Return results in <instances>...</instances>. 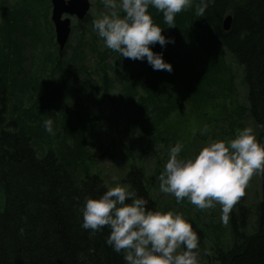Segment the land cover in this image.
<instances>
[{
  "label": "trees",
  "instance_id": "16d2710c",
  "mask_svg": "<svg viewBox=\"0 0 264 264\" xmlns=\"http://www.w3.org/2000/svg\"><path fill=\"white\" fill-rule=\"evenodd\" d=\"M21 1H26L24 10L37 2ZM17 3L0 0V7ZM197 7V0H193L190 8L176 15L173 27L164 22L162 13L152 7L148 9L153 22L162 28L161 34L174 43L163 48L158 43L150 45L153 52L162 53L163 59L172 65L171 73L154 71L149 64L137 71L134 78L130 76L135 74L132 69L125 72L123 83L136 80L150 92L146 98H140L144 136L153 135L175 145V134L169 136L165 121L178 111L181 116L191 117V123L195 117L196 123L214 128L227 140L231 137L227 130L242 128L243 120L244 124L254 123L258 141H264V130L257 127L264 125V0H215L203 17L196 14ZM24 10L12 9L10 15L16 39L27 41L32 36L28 21L36 12L28 11L24 16L27 12ZM43 17L46 20V15ZM226 17L231 18L228 30L223 28ZM4 29L6 34L13 35L12 29ZM51 32L50 27L47 66L20 63L15 55L7 57L0 48V264H125L122 253L105 245L107 229L91 235L81 228L79 211L85 197L99 198L106 191L99 174L92 172L95 159L88 149L99 120L85 107L93 100L92 96L109 94L106 79L109 68L105 61L108 53L91 51L98 62L97 73L105 77L103 81H95L83 50L75 48L65 56L69 46L59 52ZM83 36L81 31L77 42ZM17 47L16 44V50ZM120 62L114 58L111 64ZM185 64L188 67L183 70ZM41 71L49 74L41 75ZM122 74L116 71L118 77ZM176 75H182L186 81L181 88L175 83L178 80L172 78ZM219 84L225 87L229 84L232 89L239 84L243 87L246 106L238 103L237 97L232 98V103L241 105L243 111L235 124L216 116L207 117L204 107L213 105L209 95ZM163 90L169 95L165 100L169 105L164 107L154 95ZM70 99H76V103L68 108L73 103H69ZM92 102L95 104L97 100ZM122 108L119 120L126 124L132 115L125 111L126 106ZM157 112L163 116L156 118ZM48 118L54 121L55 134L47 133L45 140L52 149L38 158L32 145ZM220 121L224 125L218 126ZM70 123L75 129L67 143L70 132L65 125ZM113 126L116 128L117 123ZM207 134L199 132L193 140L206 139ZM54 139L58 143L54 144ZM87 156L92 161L89 166L85 164ZM78 169L83 173L79 182L75 176ZM146 178L142 166H132L122 183L131 185L138 196L148 201L150 209L162 211L151 195V181ZM151 178L154 181L156 177ZM186 208L169 207L178 213L186 210L187 221L200 239L199 259L206 257L208 264H264V175L258 201L247 207L243 194L230 213V249L217 244L206 247L208 238H218L224 232L216 207L210 212Z\"/></svg>",
  "mask_w": 264,
  "mask_h": 264
},
{
  "label": "clouds",
  "instance_id": "9594fccd",
  "mask_svg": "<svg viewBox=\"0 0 264 264\" xmlns=\"http://www.w3.org/2000/svg\"><path fill=\"white\" fill-rule=\"evenodd\" d=\"M68 0H65L67 3ZM196 14L203 17L215 0H197ZM92 28L104 46L119 56L147 61L154 71L172 72V65L150 45L163 48L174 43L161 34L149 14L152 7L162 13L168 27L175 26L178 13L193 0H102ZM123 13V15H121ZM54 121L44 120L43 129L54 135ZM264 130V125H257ZM209 131L207 125L201 134ZM184 145L177 142L168 150V159L158 176L159 190L179 204L185 200L198 210L221 206L220 220L227 225L233 207L243 196L253 175H264V141H258L252 126L238 129L230 140H212L192 154L181 156ZM99 198L85 197L81 228L95 235L108 230L105 245L123 254L125 264H200V239L191 224L178 212L148 207L131 185L112 178Z\"/></svg>",
  "mask_w": 264,
  "mask_h": 264
},
{
  "label": "rangeland",
  "instance_id": "374dc122",
  "mask_svg": "<svg viewBox=\"0 0 264 264\" xmlns=\"http://www.w3.org/2000/svg\"><path fill=\"white\" fill-rule=\"evenodd\" d=\"M91 4L90 15L92 18H96L97 13L104 9L102 0H89ZM40 5H46L42 0H38ZM28 12L24 13L26 16ZM90 29V33L88 32ZM13 37L10 40V43L7 40H2L0 37V45L5 44V56L11 57L15 55L20 63L29 62L27 52L25 50L15 49V45H22L24 40L16 39L15 37V26H12ZM82 32L84 36L82 37L80 42L74 41L76 39L77 31L72 32L69 43V49L65 52V56L68 55L71 50L78 48L80 51L83 50V53L88 57V64L91 66V76L95 79V81H103L104 76L97 73L98 62L96 61L95 55L91 56V51L93 52H102L106 51L108 54L106 56V63L109 68V74L106 77L108 81V86H110L109 94L107 95H98L96 97L92 96L93 100H97V103H93L91 100L89 102L90 105H87V110H91L95 118L99 120L97 129L92 132L91 138L88 141V149L90 157L95 159V164L92 167V172L99 173L101 179L104 182L105 187L114 186L112 178L113 176L117 177L119 182L123 185L122 179L125 177L126 173L132 166H142L146 173V180L151 179L150 192L152 197L159 203L162 211H171L169 207L173 208H186L189 207L192 211H197L198 209L187 202V200L179 203L182 204L179 207V204L176 202L175 198L171 195L163 194L159 190V181L158 176L163 169L164 164L168 159V150L174 146L171 141L165 142L163 138L156 139L155 136L145 137L142 130V123H140V98H146L150 92L147 91L145 86L140 87L138 81H134L132 83H123L125 82V76L129 69H132L135 74L130 75L131 78H134L137 74L136 72L146 66L147 61H139V60H131L128 58H124L119 56L118 53L106 48L102 39L97 35V33L90 28L89 24H84ZM95 35L96 39L90 37V35ZM25 57V58H24ZM34 59V56L32 57ZM121 61L120 63L111 64L113 59ZM23 59L25 61H23ZM40 61V59H38ZM230 61V60H229ZM34 67V66H33ZM188 66L185 64L183 70ZM48 67L47 70H49ZM43 70V69H42ZM122 71L123 74L118 77L116 75V71ZM33 73V70H32ZM41 75L47 76L49 72L41 71ZM175 79L176 84L181 88L184 84H186L185 79L182 78V75H176L172 77ZM237 79V77L235 78ZM236 84V80H233ZM230 84V82H229ZM228 84V87H229ZM99 86L102 87L101 82H99ZM139 86V87H138ZM232 87V85L230 84ZM228 87L218 85L213 87L212 92L210 93V99L214 100L211 103V106H205L204 109L207 113V117L213 119L215 116L222 119L226 123H237L239 119L243 116V111L239 108V104L232 103L233 99L237 97V102L246 106V100L244 97L243 87L240 84L237 86H233L234 89ZM227 90V91H226ZM227 92V93H226ZM232 94H236L235 96H231ZM45 95V94H44ZM154 95L157 97L159 104L161 106L169 105L165 100L169 98V95L163 91H156ZM24 98H26L24 96ZM233 98V99H232ZM74 99H70L69 103L73 102ZM122 106H126V110L129 114L132 115L131 121L126 123L123 120H119L121 112H124ZM179 110V108L177 109ZM175 112V111H174ZM172 112L169 118L165 121V127L169 130V136H173L175 134V138L177 142H181L184 145V149L180 154L182 157L190 155L194 152L193 149L199 148L202 144L207 143L209 139L212 140H227V137L224 135H218L214 128H209L208 134L206 135V139L195 138V135L201 132L203 128L202 124L196 123V118L184 117L177 112ZM214 114V115H212ZM62 117V115H59ZM163 116L161 112H157V117ZM117 123L116 128L113 126ZM150 123V121H148ZM213 123V122H212ZM218 126L224 125L223 122H218ZM243 127L252 126L257 135V130L254 123L244 124V120L242 121ZM128 129L126 130V127ZM65 127L70 132V136L66 137V142L70 143L71 133L74 132L75 127L70 123L66 124ZM242 127V128H243ZM237 128L235 131L227 130V134L231 137L229 139L234 138ZM40 130V128H39ZM38 130V131H39ZM42 130V128H41ZM183 130V131H182ZM36 136H40L33 141V148L36 152L38 158H41L43 154L47 152H41L40 148L44 147L43 140L40 138H46L47 132L44 130L38 132ZM144 136V137H141ZM65 140V139H64ZM258 140V138H257ZM56 141V140H55ZM58 143V140L56 141ZM46 144L49 146L48 142ZM54 148L56 146L53 145ZM46 149V147H44ZM91 160L89 156L85 160V164L88 166L91 165ZM82 171L78 169L75 173L76 180L79 182L81 178ZM152 176H155V180L152 181ZM261 193V176L253 175V177L249 180L246 188L244 189V205L247 207L255 204L260 198ZM256 201V202H255ZM174 203V204H173ZM216 210L218 211V220H220L221 216V206L216 204ZM187 209V208H186ZM186 210H180L185 219L187 220ZM204 212H210L209 210H205ZM253 218H250V221ZM230 223L227 225L222 224V230L224 232L218 238H208L207 239V249L210 247H214L217 244L220 248L225 250L231 248L232 238L231 235L228 234L230 231ZM214 245V246H213ZM210 254V253H209ZM200 264H208V259L204 257V259H200Z\"/></svg>",
  "mask_w": 264,
  "mask_h": 264
},
{
  "label": "water",
  "instance_id": "95a60500",
  "mask_svg": "<svg viewBox=\"0 0 264 264\" xmlns=\"http://www.w3.org/2000/svg\"><path fill=\"white\" fill-rule=\"evenodd\" d=\"M52 4L54 7L52 20L55 26L56 42L59 49L62 50L70 32V21L68 19L61 20L62 14L76 15L78 19H83L89 9V4L87 0H69L67 3H65V0H52ZM229 23L230 18L225 19L224 30H228Z\"/></svg>",
  "mask_w": 264,
  "mask_h": 264
},
{
  "label": "bare ground",
  "instance_id": "6f19581e",
  "mask_svg": "<svg viewBox=\"0 0 264 264\" xmlns=\"http://www.w3.org/2000/svg\"><path fill=\"white\" fill-rule=\"evenodd\" d=\"M214 51V50H213ZM216 56V55H215ZM139 87V86H138ZM151 180V179H150ZM214 246V245H213Z\"/></svg>",
  "mask_w": 264,
  "mask_h": 264
}]
</instances>
